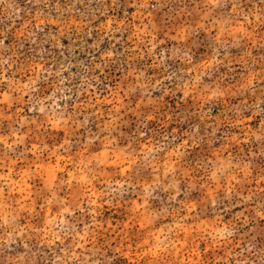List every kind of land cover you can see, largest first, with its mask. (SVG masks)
Segmentation results:
<instances>
[{
  "label": "rangeland",
  "instance_id": "374dc122",
  "mask_svg": "<svg viewBox=\"0 0 264 264\" xmlns=\"http://www.w3.org/2000/svg\"><path fill=\"white\" fill-rule=\"evenodd\" d=\"M0 264H264V0H0Z\"/></svg>",
  "mask_w": 264,
  "mask_h": 264
}]
</instances>
